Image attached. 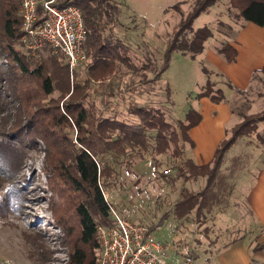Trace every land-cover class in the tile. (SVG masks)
<instances>
[{"label": "trees", "instance_id": "16d2710c", "mask_svg": "<svg viewBox=\"0 0 264 264\" xmlns=\"http://www.w3.org/2000/svg\"><path fill=\"white\" fill-rule=\"evenodd\" d=\"M216 1L197 0L173 27L155 76L168 69L174 53L194 60L203 52L212 31L207 26L193 29L192 23ZM227 3L239 19L264 27V0H227ZM19 4L20 0H0V65L4 67L0 70V179L7 182L5 200L11 207L22 202V190L29 181L25 180L23 170L26 155L30 149L38 151L39 140L44 146L41 166L46 178L44 186L51 191L46 201L53 224L64 233L68 264H97L100 242L96 225L110 223L113 210L103 194V186L107 185V178L116 175L103 156L110 153L128 157L151 152L170 153L171 157L179 158V141H190L188 130L200 121V115L189 108L184 121H179L178 131L160 108L129 102L127 112L134 120L115 110L113 98L127 90L113 84L115 78L127 74L123 68L142 80L152 71L148 64L138 67L132 62L129 43L116 30L122 8L115 0L55 2L58 7H78L88 31L86 60L77 72H82L80 79L77 75L71 78L72 72L61 55L51 54L43 59L38 54L23 55L13 47L20 30ZM217 53L226 63L234 62L237 55L229 42L221 43ZM203 71L209 74L205 68ZM261 72L264 73V66ZM95 89L105 93L103 108L91 99ZM202 97L214 103L224 100L222 90H213L209 80L196 94V98ZM263 121L264 110L245 115L220 142L210 164L196 165L187 160L178 167L172 182L181 177L184 180L204 177L205 184L198 191L185 187L180 190L173 208L175 218L183 219L191 213L199 218L220 203L226 184L225 178L217 176L224 153L240 137L255 133L258 123ZM29 221L36 223L34 218ZM41 243L43 251H48L47 243Z\"/></svg>", "mask_w": 264, "mask_h": 264}, {"label": "rangeland", "instance_id": "374dc122", "mask_svg": "<svg viewBox=\"0 0 264 264\" xmlns=\"http://www.w3.org/2000/svg\"><path fill=\"white\" fill-rule=\"evenodd\" d=\"M115 1L122 8L116 30L127 39L132 62L138 67L148 64L152 68L146 80L130 74L126 68H123L127 73L123 78H115V86L127 89L124 95L118 94L113 98L115 110L121 111L124 117L135 119L127 112L129 102L153 106L160 108L165 119L179 131V121H184L187 110L192 107L201 109L195 101L196 94L202 91L207 80L211 82L213 90H222L223 102L228 103L233 113L231 124L240 122L245 115L259 114L264 110V73L254 71L249 86L239 90L204 59L208 50H217L223 42H233L246 23L236 16L227 0H217L193 20V29L207 26L212 31V37L204 43L203 52L194 60L174 53L168 69L159 77L155 76V71L162 63L163 51L172 29L197 0ZM19 7L20 4L17 16ZM19 35L20 30L13 47L23 55L34 56L22 45ZM38 55L47 59L51 54L46 48ZM203 68L209 74L204 73ZM3 69L0 65V70ZM79 69L70 71L71 78L76 75L79 79L82 77L81 71L77 74ZM93 92L91 99L103 108L107 100L105 93L102 94L99 89ZM240 138L239 145L236 143L226 152L218 171L217 178H225L226 184L220 203L199 218L194 213L183 219L173 215L174 204L183 187L198 191L205 184L204 177L188 180L181 177L171 181L178 167L189 159L191 146L188 142L180 139L179 158L171 157L170 153L154 155L143 152L140 156L134 154L128 157L105 154L103 161L116 172V175L112 174L106 179L107 185L104 183L103 186V194L112 205L111 217L120 215L147 226L168 247L172 260L208 264L205 259L215 248V242L220 238L221 243L229 242L240 236L242 229L237 220L242 217L241 214L243 219H240V225L251 224L249 214L244 213L247 208L246 181L254 177L252 159L264 149V121L258 123L255 133ZM37 142L38 151L30 149L26 155L23 170L25 180L29 181L24 182V196L16 207L6 202L7 182L0 179V264H68L69 261L67 246L63 244L64 233L53 224L46 201L51 191L44 186L46 178L41 171L44 146L39 140ZM28 218H34L36 223ZM41 242L47 243L48 251H43Z\"/></svg>", "mask_w": 264, "mask_h": 264}, {"label": "crops", "instance_id": "0c3cea01", "mask_svg": "<svg viewBox=\"0 0 264 264\" xmlns=\"http://www.w3.org/2000/svg\"><path fill=\"white\" fill-rule=\"evenodd\" d=\"M254 25L246 22L231 42L237 52L234 62H224L213 48L204 54L206 62L239 90L246 89L251 74L254 71L260 72L264 66V27ZM195 101L201 109H192L199 113L200 121L188 130L190 141L187 142L191 146L188 160L196 165H205L212 162L216 148L238 122L231 124L233 113L226 102L214 103L207 97ZM241 139L236 140L232 146L236 143L239 145ZM252 160L254 177L249 182L245 180L246 203L244 201L247 207L244 213L249 214L251 224L240 225V219H243L241 214L242 217L237 220L242 229L240 236L229 242L221 243L222 238L215 242V248L205 259L208 264H264V149Z\"/></svg>", "mask_w": 264, "mask_h": 264}, {"label": "built area", "instance_id": "2783aa9c", "mask_svg": "<svg viewBox=\"0 0 264 264\" xmlns=\"http://www.w3.org/2000/svg\"><path fill=\"white\" fill-rule=\"evenodd\" d=\"M56 1L20 0L19 40L32 55L48 48L50 54L63 56L73 72L84 66L88 31L78 7H58ZM96 231L97 264H189L172 260L168 247L147 226L129 218L114 215L110 223L97 224Z\"/></svg>", "mask_w": 264, "mask_h": 264}]
</instances>
